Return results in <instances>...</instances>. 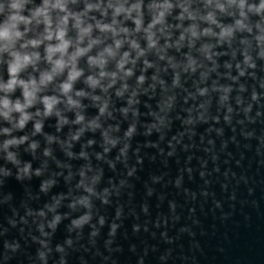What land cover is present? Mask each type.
Segmentation results:
<instances>
[{"label":"water","instance_id":"water-1","mask_svg":"<svg viewBox=\"0 0 264 264\" xmlns=\"http://www.w3.org/2000/svg\"><path fill=\"white\" fill-rule=\"evenodd\" d=\"M239 39L216 49V71L203 82L198 71L182 75L181 87L173 89L172 72L161 73L167 91L157 85L140 94L136 116L124 118L119 109L127 104L113 96L114 118L103 123L119 128L111 133L119 143L107 153L100 131L73 144L76 158L58 144L51 145L52 157H44L43 135L32 138L40 145L35 155L25 151L27 144L11 149L19 167L0 152V264H264V60L253 43L248 51L255 68L243 65ZM204 64L201 71L213 67ZM153 74L147 71L144 88ZM197 88L208 92L201 97ZM220 88L231 89L226 100ZM168 97H174L171 108L164 107ZM85 115L93 118L97 110L88 107ZM55 124L47 120L43 132L65 139L69 126L57 133ZM132 125L135 132L126 137ZM31 132L29 123L14 135ZM26 163L32 166L28 176L19 171ZM82 169L92 194L78 187ZM46 181L54 183L43 192ZM83 196L90 207L69 206ZM56 200L55 212L49 211ZM56 215L61 219L50 228ZM85 215L89 220L74 227Z\"/></svg>","mask_w":264,"mask_h":264},{"label":"clouds","instance_id":"clouds-1","mask_svg":"<svg viewBox=\"0 0 264 264\" xmlns=\"http://www.w3.org/2000/svg\"><path fill=\"white\" fill-rule=\"evenodd\" d=\"M253 17L257 18L255 22ZM224 18L231 23H225ZM238 35L243 65L255 68L248 50L254 43L257 58L264 60V0H0V123L8 125L0 127V137L5 138L0 152L6 161L19 167L17 153L11 149L27 144L25 151L35 155L40 145L32 138L43 135L47 145L44 157H52L51 145L58 144L66 156L76 158L71 151L73 144L86 132L100 131L107 153L119 143L111 135L119 128H105L103 123L114 118L113 96L125 100L127 106L119 109L124 118L130 112L136 116L134 105L139 103L140 94L157 85L167 91L161 73L172 72L173 89L181 87L182 75L198 71L203 82L216 71V49L231 48ZM170 51L181 54L182 60L169 55ZM150 56L155 59L150 60ZM205 61L213 67L201 71ZM236 68L244 76L239 63ZM149 69L154 70L152 83L144 88ZM133 78L135 85H130ZM78 84L83 87L78 88ZM218 90L225 94L221 100H226L231 91ZM17 91L19 96L15 95ZM207 92V88H197L201 97ZM173 100L168 97L164 107L171 108ZM88 107L97 110L95 117L86 118ZM69 113L74 117L71 120ZM52 118L57 133L69 126L65 139L43 132L45 122ZM29 123L30 136L14 135ZM134 132L132 125L125 136ZM93 143L89 140L87 145ZM79 158L86 160L87 154L81 151ZM31 167L26 163L19 171L28 176ZM35 175H41V171ZM80 176L78 187L92 194V187L84 182L83 169ZM98 180L99 176L94 177L92 184ZM53 183L43 182L41 191L46 192ZM59 203L56 200L48 210L55 212ZM76 204L90 207L89 197L83 196L69 206L75 208ZM89 218L85 215L74 220V227ZM60 219L56 215L49 227L55 228ZM40 256L44 258L43 253Z\"/></svg>","mask_w":264,"mask_h":264}]
</instances>
